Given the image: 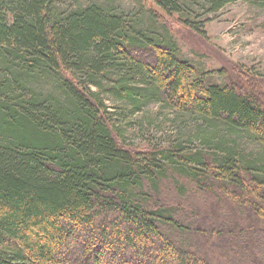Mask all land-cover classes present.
<instances>
[{"label": "trees", "instance_id": "1", "mask_svg": "<svg viewBox=\"0 0 264 264\" xmlns=\"http://www.w3.org/2000/svg\"><path fill=\"white\" fill-rule=\"evenodd\" d=\"M138 2L0 0V264H264V95L165 19L264 0ZM151 104L171 134L136 146Z\"/></svg>", "mask_w": 264, "mask_h": 264}, {"label": "rangeland", "instance_id": "2", "mask_svg": "<svg viewBox=\"0 0 264 264\" xmlns=\"http://www.w3.org/2000/svg\"><path fill=\"white\" fill-rule=\"evenodd\" d=\"M72 4L75 0H63ZM85 2L86 0H76ZM140 1V0H139ZM115 7L131 11L138 0H113ZM141 3V2H140ZM148 5L155 6L148 0ZM202 37L181 26L173 18L166 21L183 56L203 71H210L220 82L229 80L240 88L264 95V8L248 3L229 4L218 12H201ZM111 104V103H110ZM113 107L120 106L118 102ZM166 110L151 104L123 124L125 137L136 146L162 143L172 126ZM149 126V130L142 128Z\"/></svg>", "mask_w": 264, "mask_h": 264}]
</instances>
